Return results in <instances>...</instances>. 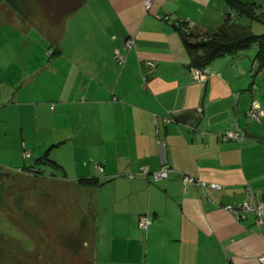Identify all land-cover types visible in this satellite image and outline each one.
Masks as SVG:
<instances>
[{"label":"crops","instance_id":"1","mask_svg":"<svg viewBox=\"0 0 264 264\" xmlns=\"http://www.w3.org/2000/svg\"><path fill=\"white\" fill-rule=\"evenodd\" d=\"M236 1L254 17L225 0H83L56 22L0 7V170L40 183L27 204L70 261L259 264L264 220L223 207L241 205L246 186L264 201V64L251 44L210 60L199 83L175 26L213 34L231 20L251 32L264 0ZM141 166L171 171L154 181Z\"/></svg>","mask_w":264,"mask_h":264},{"label":"rangeland","instance_id":"2","mask_svg":"<svg viewBox=\"0 0 264 264\" xmlns=\"http://www.w3.org/2000/svg\"><path fill=\"white\" fill-rule=\"evenodd\" d=\"M78 2L79 0H7V3L0 2V7L6 5L8 10L14 7L16 11H12L34 22L43 12L48 18H57L69 12ZM253 22L251 33L256 36L264 35V19ZM210 38L211 35L204 33L192 42H204ZM39 187L40 183L31 175L0 170V264H75L62 254L69 245L53 241L48 234L43 235L42 218L30 211L27 202L31 201L32 193ZM40 198L46 200L45 196ZM36 232H41V239ZM53 250L60 255H55ZM37 252L38 255L32 256Z\"/></svg>","mask_w":264,"mask_h":264},{"label":"trees","instance_id":"3","mask_svg":"<svg viewBox=\"0 0 264 264\" xmlns=\"http://www.w3.org/2000/svg\"><path fill=\"white\" fill-rule=\"evenodd\" d=\"M7 3V0H2ZM83 0L79 2L67 13L62 14L57 18H50L52 22L58 21L64 15L76 10ZM232 8L238 12L239 15L247 17H254V8L252 4L242 3L236 0H225ZM12 10L16 11V8L12 7ZM187 22L180 21L179 26H176L181 32L186 47L195 55V65L197 67H205L210 60L220 54L233 53L238 50L248 48L252 43L257 45L256 59L259 63L264 64V35L256 36L250 32L248 28H243L237 25L235 21H226L222 24L213 34L211 38L204 42H192L199 34V31L193 27L192 31H185ZM45 157V156H44ZM86 181H80V184H86ZM82 264H88L84 262Z\"/></svg>","mask_w":264,"mask_h":264},{"label":"built area","instance_id":"4","mask_svg":"<svg viewBox=\"0 0 264 264\" xmlns=\"http://www.w3.org/2000/svg\"><path fill=\"white\" fill-rule=\"evenodd\" d=\"M153 0H144V5L146 8H149L150 4ZM179 21L175 22L176 26H179ZM193 24L187 23L185 27V31L190 32L193 29ZM134 45L133 39H127L124 42V49H130ZM114 58L116 62L120 65H122L125 61V56L121 52L119 48H116L114 50ZM192 77L195 81L199 83H204L207 78V70L206 67H196L192 69ZM247 115L254 121L258 122L260 121V118L262 116V110L258 103H253L249 110ZM223 139H239L238 135L234 133L233 131H227L225 134L221 136ZM160 147L163 148V144L160 143ZM163 159V158H162ZM164 160V159H163ZM165 161V160H164ZM164 161L162 163H164ZM100 171H103V168L98 166L97 167ZM171 169L168 167H162L160 170L149 172L148 168L146 166H141L139 168V172L144 175H148L152 178L154 181H159L161 179L166 178ZM129 177H133V175H128ZM181 179L184 183L193 181V178L189 175L182 174ZM199 186L201 188L204 187H211L218 189L220 186L218 184H206L204 182H199ZM245 196L246 198L243 200L241 205L238 207H232V206H225L223 209L232 214L237 220H242L248 215H254L257 220H264V201L257 200L254 193L252 192L251 188L249 186L245 187ZM151 220L143 215L138 220V225L141 229L145 230L150 225ZM259 264H264V255L260 256L258 258Z\"/></svg>","mask_w":264,"mask_h":264}]
</instances>
